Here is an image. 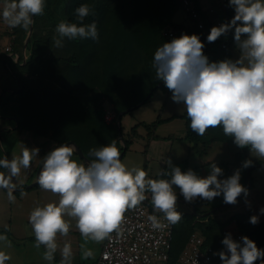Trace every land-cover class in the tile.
<instances>
[{
  "label": "clouds",
  "instance_id": "1",
  "mask_svg": "<svg viewBox=\"0 0 264 264\" xmlns=\"http://www.w3.org/2000/svg\"><path fill=\"white\" fill-rule=\"evenodd\" d=\"M234 10L230 22L213 26L207 35V42L213 43L229 31L234 32V42L239 48V58L209 62L204 54V43L196 34H181L158 47L153 57L156 77L163 81L172 93L171 99L183 105L190 120L189 127L198 136H204L209 128L222 127L223 134L231 137L240 148L248 147L256 158H264V0H228ZM45 0H2L0 20L10 28L20 27L30 31L35 23L34 16L43 15ZM78 23L61 21L56 32V47H62V38L99 39L97 22L84 23L92 14L88 4L75 9ZM122 146V143H121ZM39 148L29 149L22 143L19 155L0 158V189L7 192L9 202L14 203L16 184L14 178L21 171L31 168L32 161L39 155ZM77 152L75 144H61L42 158V168L36 183L44 190L59 197L43 206L37 205L29 213L28 223L35 237L34 247H44L42 258L52 264L58 249L59 264H72L71 242L66 240L60 247L58 235L68 237L75 221V228L83 239L80 244L81 258L95 259L89 242L101 244L111 239L112 234L122 235L125 213L135 209L148 199L154 213H162L163 220L155 214L147 217L153 230H163L182 219L177 211V192L186 202L197 198L211 202L223 196L225 204L235 205L242 194L249 190L240 183V169L225 178L223 169L214 161L206 177L198 176L192 169L182 172L168 160V170H162L160 177L153 179L142 167L129 168L121 160L116 140L99 149H91L92 160L78 163L73 160ZM252 166L251 160L242 163L243 168ZM23 195V193H21ZM247 203V201H246ZM264 214V208L260 210ZM166 221L167 223H165ZM259 217H250L255 225ZM6 229L0 233V243L10 248L12 242ZM221 243L225 250L213 253L222 264H264V249L247 236L240 241L231 233ZM105 259L107 255L105 254ZM11 260V255L0 248V264Z\"/></svg>",
  "mask_w": 264,
  "mask_h": 264
},
{
  "label": "trees",
  "instance_id": "2",
  "mask_svg": "<svg viewBox=\"0 0 264 264\" xmlns=\"http://www.w3.org/2000/svg\"><path fill=\"white\" fill-rule=\"evenodd\" d=\"M82 4H88L92 9L84 23L97 22L99 39L65 37L62 38L63 46L56 47L55 39L60 38L57 25L61 21L78 23L75 9ZM226 5L230 22L234 10L228 3ZM196 9L204 30H200L190 16L188 24L176 22L174 18L182 10L181 0H45L43 15L34 16L25 62L23 50L29 31L7 26L5 35L10 38L15 35L11 40L12 52L20 57L16 61L13 56H7V52L0 53L6 73L0 78L5 82L0 93V120L16 117V135L31 132L60 144L73 141L90 160L93 159L89 155L91 149H99L113 140L122 153L124 147L119 139L122 126L118 128V115L127 110L126 114H131L157 91L172 94L163 81L157 79L153 67L158 47L181 34H196L205 45L203 52L209 62L233 59V52L238 48L234 32L229 31L213 43L207 42L213 24L199 7L198 0ZM169 30L174 33L173 38L165 35ZM9 87L12 92H7ZM107 103L116 115L111 122L106 120ZM182 118L186 124V137L191 142H233L231 137L223 134L222 127L209 128L204 136H198L190 129L186 113ZM122 141L128 148L131 142L124 137ZM246 149L238 153V160ZM188 164L185 160L173 166L186 172ZM262 165L264 160L252 163L254 167ZM159 178L170 179H156ZM251 216L249 213L237 214L232 220L237 223V233L249 237L258 248L264 249V220L253 225ZM196 218L193 213L182 214L180 222L174 225L171 264L177 262L196 231L214 248L213 253L225 250L221 241L228 222L209 217L206 223L198 222L193 226ZM217 258L218 255H213V259ZM254 264H260V261Z\"/></svg>",
  "mask_w": 264,
  "mask_h": 264
},
{
  "label": "crops",
  "instance_id": "3",
  "mask_svg": "<svg viewBox=\"0 0 264 264\" xmlns=\"http://www.w3.org/2000/svg\"><path fill=\"white\" fill-rule=\"evenodd\" d=\"M198 2L199 7L205 13V16L211 21L213 26H218L217 22L219 21L227 23L226 21L228 19L229 22L228 7L223 3L222 0H198ZM181 11L184 13V18L178 23L188 24L189 16L183 10ZM6 30L7 28L4 27L0 29V31H3L2 33L6 32ZM10 42L11 39H8L6 48L9 46ZM6 55L13 56L16 61H18L20 57V54L18 56L13 52H7ZM232 60H234V56ZM25 61L26 60H24V62ZM4 84L5 82L1 81L0 88ZM7 85L10 86V84ZM6 90L7 92H12L10 87ZM4 94L5 92L2 94V96ZM170 95H167L165 98L164 104L162 107H160L161 110L156 120L147 122L146 120L133 118L130 116L132 113H125L123 117H121V122L119 125L120 128L118 127L121 129L122 126V133L120 134L126 140L131 142L129 147H126V150L124 151L125 154H123V157L121 158L122 162L125 163L129 168L142 167L148 172L149 178L153 179L160 177L159 173L161 169L168 170V160L171 161L172 165H177L185 160H188V170L192 169L195 173L199 172L198 176L200 177H206L209 174L207 169H210L209 165L213 161L223 170L229 169L230 171L232 170L233 173L235 170L240 169L243 177L246 176V180L249 183L247 188L251 190H249L247 197H244L243 194L238 197L237 204H225L223 202L222 195L217 199L212 200L219 201L220 204L217 205L212 204V201L209 202L200 198H197L195 201L189 203L184 200L183 196L178 190L176 191L178 205L177 211L183 215H189L191 213L195 214L197 218L192 222L193 226H195L198 222L206 223L209 217H213L222 223L228 222L224 230H228L234 234H242L237 233V223L236 221L232 220L233 216L237 214L249 213L252 216L257 215L259 217L258 223L262 222L264 220V214H261L259 210L264 208V203L257 200L251 194L252 189H255L253 188L254 184L251 183V181L254 179L253 174L256 168L260 166H250L248 168H243L242 158L247 156L245 153H241L239 160L236 159L235 162L231 161L232 159L237 158V154L239 152L248 147L242 149L233 142L226 141L213 142L210 144L189 141L186 137L187 132L185 120L182 118V116L186 113V110L185 108L183 109L184 111L181 112L177 111L176 109L168 110L167 107L170 100ZM158 108L154 110V114L158 113ZM106 111V120L108 122L115 120L116 115L111 109V106L110 110L106 109ZM182 121L183 124L181 128H179V125H181ZM17 127L18 119L16 117L8 116L0 120V158L7 156L9 159H11L13 155H19L22 150V143L29 149L39 148L40 151L38 157L33 159L31 168L28 170L22 169L21 175L17 178H14V183L16 184V190L14 192L16 200L14 203L9 202L6 190L0 189V233H4L6 229H10L7 231V234L10 235L9 240L12 242V246L10 248H4L2 243H0V248H3V250L11 255V260L8 262L12 264H48V262L42 258V253L45 250L44 247L41 246L40 249H36L33 246L35 243V237L31 226L28 223V217L29 213L37 205L43 206L48 202L58 201L59 199L57 195H54L48 191H44L40 187L34 186L37 184L36 177L38 169L42 165V158L54 146L60 143L47 137L35 135L31 132H22L16 135L14 134V131ZM162 129H164L165 133L160 132ZM177 136L179 138L178 140H181L182 143H184L182 145L180 144L179 148H176V145L174 144L175 142H173L175 139H177ZM119 139L121 140L120 136ZM122 140L121 143L122 146H124V142ZM72 159L76 160L78 163L87 164V162L81 158L77 152H74ZM262 160L251 161L252 163H255ZM249 169H251L250 178L247 177V172ZM0 171L6 170L0 169ZM233 173L229 174L228 176L223 175L219 177V179L227 178ZM18 187L22 188L17 189ZM21 193H23V195ZM147 196L149 205L153 207L150 202V193H148ZM71 223L72 228L70 229L68 237H61L58 235V245L62 247L66 240L71 242L73 251L72 264H97L106 240L101 244L89 242L87 247L93 250L95 259L90 258L88 260H84L81 258L80 249V244L83 243V239L80 236L78 230L75 228V221L72 220ZM60 259L61 255L58 249L57 253L55 254V260L52 262V264H59ZM212 264H222V262L220 258H217L214 259Z\"/></svg>",
  "mask_w": 264,
  "mask_h": 264
},
{
  "label": "built area",
  "instance_id": "4",
  "mask_svg": "<svg viewBox=\"0 0 264 264\" xmlns=\"http://www.w3.org/2000/svg\"><path fill=\"white\" fill-rule=\"evenodd\" d=\"M222 1L224 4L228 3V0ZM181 6L197 27L204 30V23L200 20V14L196 9V0H181ZM222 23L219 21L217 25ZM165 35L174 37L171 30L165 32ZM14 38L15 35H12L10 39L13 41ZM6 51L12 52V42ZM150 214H155L163 220V214L154 213L153 207L145 202L135 209L128 210L122 225V235L113 233L111 239H106L97 264H171L174 225H168L163 230H153L147 220ZM223 233L224 236L231 233L236 241H240L243 237L242 234H234L228 230H224ZM213 252L214 248L207 245L199 233L194 232L175 264H212ZM105 254L107 259L104 258ZM6 264L12 263L6 262Z\"/></svg>",
  "mask_w": 264,
  "mask_h": 264
},
{
  "label": "rangeland",
  "instance_id": "5",
  "mask_svg": "<svg viewBox=\"0 0 264 264\" xmlns=\"http://www.w3.org/2000/svg\"><path fill=\"white\" fill-rule=\"evenodd\" d=\"M0 5H2V3H0ZM183 18H184V13L180 10L176 14V16H175L174 19L177 22H179ZM3 27L4 28H7V25L5 23L3 24L2 20H0V29H2ZM0 32H1L0 33V53H3V52H7L6 51V46H7L6 43H7L8 39H10V37L7 36V35H5V32L4 33H2L3 31H0ZM239 55H240L239 48H237L234 51V54H233L234 60L238 59L239 58ZM4 76H6L5 68H4L2 62L0 61V78H3ZM1 90H2V87L0 88V92H1ZM171 96H172V94L170 95V100L168 102L167 109L168 110H170V109H176L177 111H180V112L181 111H184L183 110L184 109L183 105L180 104V103L174 102L171 99ZM166 97H167V95L164 92L157 91L153 95V97L150 99V101H148L147 103L141 105L139 108L134 109L133 112H132V114L130 116H132L133 118H137V119H141V120H146L147 122H151L153 120H156L157 117H158V114H159V112L161 110L160 107H162V105L164 104V100H165ZM157 108H158V113L157 114H154L153 112ZM106 109L110 110V105L108 103L106 104ZM182 124H183V121H182L181 125H179V128H181ZM160 132L161 133H165L164 132V129L160 130ZM177 135H180V134H177ZM176 138L177 139H175L173 142H175L174 144L176 145V148H179V145L180 144L182 145L184 143H182L181 140H178L179 139L178 136ZM184 142H186V141H184ZM245 154L247 156L242 158V161L243 162L245 160H262V159H264V158H261V159L256 158L255 153H251L250 150H249V148L246 149ZM237 156H238V154H237ZM236 159L238 160V158H234L231 161L232 162H235ZM235 166H237V165H235ZM229 171H230L229 169H224L223 170V173H224L223 175L228 176L229 174L233 173L232 170L230 172ZM207 172H210V169H207ZM196 174L198 175L199 172H196ZM253 176H254V179L251 181V183L254 184V187L253 188H255V189H252V193L251 194L257 200H259V201H261V202L264 203V165H262L260 167H257L256 170H255V172H254V174H253ZM245 180H246V176L243 177V175L241 173L240 183L247 188L249 186V183L247 182V180L246 181ZM173 187H174V190L175 191H178L179 190V188L177 186L174 185ZM248 190H251V189H248ZM212 204L217 205V204H220V202L219 201H212ZM7 236L9 238L10 235L7 234Z\"/></svg>",
  "mask_w": 264,
  "mask_h": 264
},
{
  "label": "water",
  "instance_id": "6",
  "mask_svg": "<svg viewBox=\"0 0 264 264\" xmlns=\"http://www.w3.org/2000/svg\"><path fill=\"white\" fill-rule=\"evenodd\" d=\"M33 20H34V17H33ZM226 22H228V19H227ZM32 29H33V25H32L31 28H30V31H29L28 36H27V39H26L25 44H24V50H23V53H24V60H26V50H27L28 42H29L30 37H31ZM17 55L19 56V54H17ZM160 85H161V83L159 84V86H160ZM147 98H149V96H148ZM127 112H128V110H127V111H124V112H121V113L118 115V117H117L118 125H120L121 117H122L125 113H127ZM119 128H120V127H119ZM120 138H121V140L123 139V136H122L121 134H120ZM61 144H69V145H71V144H75V145L77 146V154H78L81 158H83L87 163H88V161H90V160L86 157V155H85V153L82 151V149H81L76 143H74L73 141H68V142H64V143H61ZM61 144H58V145H56V146H59V145H61ZM56 146H54V147H56ZM54 147H53V148H54ZM123 147H124V150H123V152L121 153V158L123 157L124 151L126 150V146L124 145ZM53 148H52L51 150H53ZM51 150H50V151H51ZM41 168H42V165H41V166L39 167V169H38L37 176H38V174H39ZM250 173H251V169H249L248 172H247V177H249V178H250ZM21 188H22V187H18L17 189H21ZM144 202H145L146 204L149 205V202H148L147 200L144 201Z\"/></svg>",
  "mask_w": 264,
  "mask_h": 264
}]
</instances>
